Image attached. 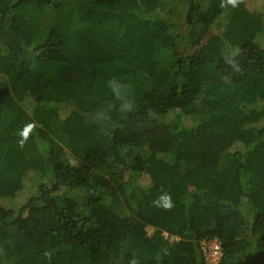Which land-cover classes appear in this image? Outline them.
<instances>
[{
  "label": "trees",
  "instance_id": "trees-1",
  "mask_svg": "<svg viewBox=\"0 0 264 264\" xmlns=\"http://www.w3.org/2000/svg\"><path fill=\"white\" fill-rule=\"evenodd\" d=\"M262 2L0 0V264H264Z\"/></svg>",
  "mask_w": 264,
  "mask_h": 264
},
{
  "label": "rangeland",
  "instance_id": "rangeland-1",
  "mask_svg": "<svg viewBox=\"0 0 264 264\" xmlns=\"http://www.w3.org/2000/svg\"><path fill=\"white\" fill-rule=\"evenodd\" d=\"M72 0H66V2H70ZM259 10L264 13V2L259 4ZM55 17V11L53 10H47L45 14L36 20V23L38 25V29L41 34L46 32L53 24ZM40 34V35H41ZM156 55L159 58L160 62L164 66H170L171 65V60H172V53L168 51L167 49L163 48L162 46H157L156 47ZM51 129V132L55 138V140L63 145L65 142V139L62 137L60 133V123L59 121L54 120L53 123L49 126ZM38 147L34 143H28L26 144V151L28 153L36 155L38 153ZM225 154L222 157V164L224 163V158ZM144 182H148V178L143 179ZM22 200L20 199V195H16L14 197H8V198H0V204L6 207H12V208H17L21 205ZM149 233L153 232V228L149 227L148 228ZM169 239L171 241H174L176 238L173 236H169Z\"/></svg>",
  "mask_w": 264,
  "mask_h": 264
},
{
  "label": "built area",
  "instance_id": "built-area-1",
  "mask_svg": "<svg viewBox=\"0 0 264 264\" xmlns=\"http://www.w3.org/2000/svg\"><path fill=\"white\" fill-rule=\"evenodd\" d=\"M206 264H218L221 260L222 249L217 239L203 242Z\"/></svg>",
  "mask_w": 264,
  "mask_h": 264
}]
</instances>
